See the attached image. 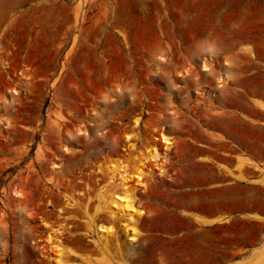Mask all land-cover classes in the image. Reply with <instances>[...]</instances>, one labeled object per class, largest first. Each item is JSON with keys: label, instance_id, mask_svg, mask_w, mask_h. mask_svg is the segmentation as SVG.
<instances>
[{"label": "rangeland", "instance_id": "1", "mask_svg": "<svg viewBox=\"0 0 264 264\" xmlns=\"http://www.w3.org/2000/svg\"><path fill=\"white\" fill-rule=\"evenodd\" d=\"M209 51L213 68L202 72L200 58ZM154 54L173 58L175 74L189 70L178 77L184 94L165 97L163 83L150 77ZM224 61L228 84L216 80ZM255 97L264 98V0H0V118L11 124L0 123V264H50L47 232L63 224L61 244L72 251L67 259L80 264H224L250 257L254 248L240 245H261L264 222L239 220V253L226 255L232 228L166 241L150 234L159 226L153 218L139 217L135 226L146 234L130 248L122 220L111 217L107 197L98 193L109 181L110 162L123 160L135 172L147 147L163 151L160 131L175 144L162 158L165 173L184 137L228 135L264 155V125L247 117L264 114ZM81 123L86 132L77 134ZM131 132L141 137L131 140L134 149L125 139ZM55 161L60 167H52ZM159 176H146L134 193L144 211L163 192ZM92 223L113 224L115 234L96 245L87 237Z\"/></svg>", "mask_w": 264, "mask_h": 264}, {"label": "crops", "instance_id": "2", "mask_svg": "<svg viewBox=\"0 0 264 264\" xmlns=\"http://www.w3.org/2000/svg\"><path fill=\"white\" fill-rule=\"evenodd\" d=\"M247 117L264 125V114ZM178 144L181 154L177 152L166 173L158 178L163 185L161 196L151 197L144 204L142 217L159 224L149 230L150 234L170 241L192 237L211 227L232 228L233 246L226 245L225 254H238L239 230L234 225L239 220L264 222L252 217L264 216L260 192H264V184L259 182L264 175V155L242 147L228 135L184 137ZM144 234L141 231L139 238ZM257 246L254 240L240 245L251 250ZM226 260L224 264H234L239 257Z\"/></svg>", "mask_w": 264, "mask_h": 264}, {"label": "bare ground", "instance_id": "3", "mask_svg": "<svg viewBox=\"0 0 264 264\" xmlns=\"http://www.w3.org/2000/svg\"><path fill=\"white\" fill-rule=\"evenodd\" d=\"M209 53H211V52L209 51L207 54L202 55L200 58L201 59L200 68H201L202 72L211 71L213 68L214 57H213L212 53L211 54H209ZM155 56L157 57L156 60H154V66H156V68L150 70L151 71L150 77H151V75H154V77L156 78L157 81H160L161 83H163L164 87L167 90L165 93V97L167 99H171L172 95L175 93L184 94L185 90L181 87V84L178 83L181 81L178 77H179V75L189 73V70H186V72L184 71L185 73H181V72H179V69L177 68L179 73L175 74V71H174L175 65H173V62H174L173 58L167 57L166 55L165 56L160 55V54H156ZM150 57H152V54H150ZM151 62H152V60H151ZM191 63H192V61H191ZM222 64H221L222 66L216 67V69H217L216 80H218V82H224L225 84L226 83L228 84L232 80L231 76L226 72V65H228L229 63L227 61H224V63H222ZM195 66H196V64H195ZM193 71H195V70H193ZM196 73L197 72H195V74ZM187 77H189V76H187ZM152 79H154V78H152ZM183 82L185 84H188V79L184 78ZM191 82H194V81H189V83H191ZM224 83L217 85L216 87L223 86ZM191 85H192V83H191ZM194 86H195V84H194ZM187 88H189L188 85H187ZM12 89H13V92L19 93V91L15 87ZM117 91L118 90L115 89L113 91V93L117 94L118 97H120L121 95L118 94ZM113 98H115V97H113ZM116 99H117V97H116ZM254 101H255V105L259 109L264 110V100L263 99L255 97ZM112 105L113 104H109L107 107H113ZM62 117H60V116L56 117L55 122L60 123L62 121ZM141 120H142V118L139 115L136 116V118L134 120V126L139 127L141 124ZM260 122H263V121H260ZM0 123L5 128L9 126L8 124H10L9 120L6 117L0 118ZM10 127H11V124H10ZM85 128H86L85 123H81V124L77 125V129H76L77 134L85 133L86 132ZM159 136L160 137L156 138V139L161 140V142H162L161 145H162L164 150L162 149L163 151H160V149H158L155 145H153L151 148L147 147V149H148L147 155L145 157L142 156L141 158L138 159L139 160L138 161V168L135 172L129 171L128 162L126 163L120 159L117 161L116 160L112 161V162H110V164H107V169H108L109 174H110L109 181L104 187L100 188V191L98 193L99 196H101V197H107L108 200H107L105 209H107L109 211L111 217L112 218H120L122 220L121 226L123 227V230H124L125 234L127 235V241L129 243L130 248L133 245V243L137 241L138 236H139V231L137 230L135 223L138 221L139 217H142L145 214L144 209L138 207L135 204L136 198H135L134 193L136 192V189H140V187L144 186V184H145L144 178L146 176L147 177L148 176L153 177L156 174L157 175H164L165 174V168L163 167L164 163L162 161V158L166 157L168 155V152L170 150H172L173 148H175L174 147L175 146L174 141L172 140L173 137L171 135H168L165 132L160 131ZM125 139H126V141H128L130 143V144H128L129 148L134 149L137 142H132L131 140L136 139L137 141H140L141 137H140V135H137V133L131 132V133H127L125 135ZM111 140L113 141V139H111ZM65 149H66V147H65ZM147 162H153L154 166L152 165L153 167H149L147 165ZM237 164H238V162H237ZM52 167L58 168V167H60V164L57 163V161H55V163L52 165ZM132 181H135V183L134 184L131 183ZM259 182L264 184V175H263V178H261ZM132 184L134 185L133 187H132ZM13 194L16 197L23 196V193H22V191H20V189H14ZM73 204H74L73 202H69V205H73ZM102 210H100V211H102ZM252 217H254L255 219L264 221V216L256 214V215H253ZM221 222H222V220H221ZM44 223L47 227H51L50 223H48V222H44ZM63 225H61L60 227H52L47 232V236H46L47 242L46 243L51 247L50 251H52V253L48 255V261L50 264H80L77 261H72V260L67 259V257L72 254V251H68V250L66 251L62 247L61 236H63L64 233L67 231V229ZM115 231H116V229L113 226V224L104 225V224H99V223H96V224L92 223V225L90 226L89 231L87 233V237L89 238L90 241L94 242L96 245H100L101 243H103V241L105 239L108 238V236L114 235ZM234 264H264V242L261 245L254 247L253 254L250 257L236 260V262Z\"/></svg>", "mask_w": 264, "mask_h": 264}, {"label": "built area", "instance_id": "4", "mask_svg": "<svg viewBox=\"0 0 264 264\" xmlns=\"http://www.w3.org/2000/svg\"><path fill=\"white\" fill-rule=\"evenodd\" d=\"M1 133H2V131H1Z\"/></svg>", "mask_w": 264, "mask_h": 264}]
</instances>
